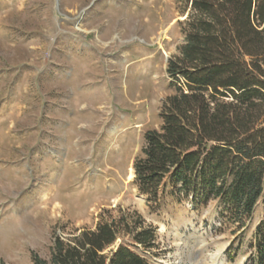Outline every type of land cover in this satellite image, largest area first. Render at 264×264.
Instances as JSON below:
<instances>
[{
	"label": "rangeland",
	"instance_id": "374dc122",
	"mask_svg": "<svg viewBox=\"0 0 264 264\" xmlns=\"http://www.w3.org/2000/svg\"><path fill=\"white\" fill-rule=\"evenodd\" d=\"M175 1L0 0L5 264H34L33 253L48 260L55 236L71 243L94 230L107 210L106 220L124 213L133 224L143 219L155 229L154 249L132 248L149 264H256L262 200L247 228L235 232L222 226L219 201L200 213L187 203L150 213L129 178L145 134L160 128L163 102L172 93L167 62L182 44L177 23L185 19ZM81 97L80 109L71 102ZM70 116L73 138L84 139L55 175L59 167L40 165L43 155L30 148L46 136L53 141L64 128L54 119Z\"/></svg>",
	"mask_w": 264,
	"mask_h": 264
},
{
	"label": "trees",
	"instance_id": "16d2710c",
	"mask_svg": "<svg viewBox=\"0 0 264 264\" xmlns=\"http://www.w3.org/2000/svg\"><path fill=\"white\" fill-rule=\"evenodd\" d=\"M175 5L185 19L167 62L172 93L133 163L134 186L152 214L184 203L200 213L219 201L222 226L243 232L261 200L264 208V0ZM107 213L71 243L55 236L50 258L33 253V263L149 264L132 248L154 249L155 229L124 213L109 221ZM255 239L256 264H264V221Z\"/></svg>",
	"mask_w": 264,
	"mask_h": 264
},
{
	"label": "crops",
	"instance_id": "0c3cea01",
	"mask_svg": "<svg viewBox=\"0 0 264 264\" xmlns=\"http://www.w3.org/2000/svg\"><path fill=\"white\" fill-rule=\"evenodd\" d=\"M72 96V93H71ZM84 97H81L80 100L73 99L72 100V105H76L80 109L83 107L82 103L85 101ZM71 101V100H70ZM73 116V115H71ZM68 118H58L54 119L56 120L57 123H62L64 124V128L59 129L57 133H54V137L52 138L53 141H50L51 137L53 136H46L47 139L43 140L41 144L35 143L32 148H30V151H37L40 152L43 157L40 159L39 162H41L40 165H50V166H55L59 167V172L55 173V175L62 174L63 169L62 165L65 164V160L69 159L72 157V154L70 153V150L74 148L76 145L77 140H83L84 136L83 134L77 135L73 138V132L69 130L68 127L72 124L71 119L72 117ZM78 131H81L80 129ZM44 135V133H43ZM38 147V148H37ZM23 151V150H21ZM43 151V152H42ZM62 152V153H61ZM73 158V157H72ZM69 164L72 163L71 160L68 161Z\"/></svg>",
	"mask_w": 264,
	"mask_h": 264
},
{
	"label": "bare ground",
	"instance_id": "6f19581e",
	"mask_svg": "<svg viewBox=\"0 0 264 264\" xmlns=\"http://www.w3.org/2000/svg\"><path fill=\"white\" fill-rule=\"evenodd\" d=\"M133 176H134V174L132 173V174L130 175V177H129V178H130V179H132V178H133Z\"/></svg>",
	"mask_w": 264,
	"mask_h": 264
}]
</instances>
